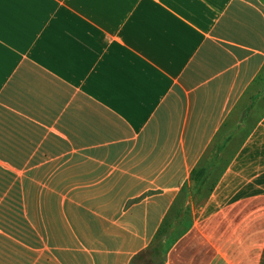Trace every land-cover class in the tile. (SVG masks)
Returning a JSON list of instances; mask_svg holds the SVG:
<instances>
[{
    "label": "crops",
    "instance_id": "1",
    "mask_svg": "<svg viewBox=\"0 0 264 264\" xmlns=\"http://www.w3.org/2000/svg\"><path fill=\"white\" fill-rule=\"evenodd\" d=\"M165 238L264 264V0H0V264Z\"/></svg>",
    "mask_w": 264,
    "mask_h": 264
},
{
    "label": "trees",
    "instance_id": "2",
    "mask_svg": "<svg viewBox=\"0 0 264 264\" xmlns=\"http://www.w3.org/2000/svg\"><path fill=\"white\" fill-rule=\"evenodd\" d=\"M193 175L194 177L196 176V187H199L204 181L206 171L204 169L193 170L192 176ZM153 246H155V244ZM153 246L135 255L130 261V264H162L165 260L163 256L165 249L160 255V248L158 246ZM158 255H160V257L159 260L156 261L155 259Z\"/></svg>",
    "mask_w": 264,
    "mask_h": 264
},
{
    "label": "rangeland",
    "instance_id": "3",
    "mask_svg": "<svg viewBox=\"0 0 264 264\" xmlns=\"http://www.w3.org/2000/svg\"><path fill=\"white\" fill-rule=\"evenodd\" d=\"M157 242H159V243H156L155 244V246H158L159 248H160V255L163 253V251H164V249H165V246L169 243V239L167 238H165V239H161V240H157ZM155 246H153V247H155ZM160 255H158L157 257H156V261L157 260H159V257H160ZM140 262H142V261H140Z\"/></svg>",
    "mask_w": 264,
    "mask_h": 264
}]
</instances>
